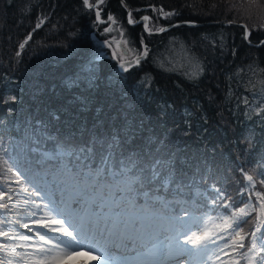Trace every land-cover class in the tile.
Masks as SVG:
<instances>
[{
  "label": "trees",
  "instance_id": "1",
  "mask_svg": "<svg viewBox=\"0 0 264 264\" xmlns=\"http://www.w3.org/2000/svg\"><path fill=\"white\" fill-rule=\"evenodd\" d=\"M127 2L133 19L148 14L152 29L177 20L206 23L183 22L149 35L142 23L128 24L120 0L99 5L104 23L82 0H0V169L7 162L21 171V184L42 170L59 177L74 172L98 193L116 195L115 204L167 211L175 197L200 210L210 206L215 187L242 205L248 198L237 196L247 184L241 169L264 179V112L258 114L264 108V0ZM153 6L176 14L165 18ZM109 15L115 23L106 33ZM229 20L235 23H223ZM121 32L134 54L142 40L149 49L127 72L106 56L104 43ZM95 57L97 76L89 85L82 67ZM118 130L133 134L114 151L82 152ZM169 154L179 160L182 192L174 185L161 189L159 181L128 187L141 168ZM129 158L137 164L131 171ZM21 184L11 182L14 189ZM255 190L264 192V186L257 182ZM157 194L168 196L167 205L154 200ZM243 227L242 235L252 230Z\"/></svg>",
  "mask_w": 264,
  "mask_h": 264
},
{
  "label": "snow or ice",
  "instance_id": "2",
  "mask_svg": "<svg viewBox=\"0 0 264 264\" xmlns=\"http://www.w3.org/2000/svg\"><path fill=\"white\" fill-rule=\"evenodd\" d=\"M82 3L89 10L95 11L99 23L105 22L100 19L99 10V5L103 4L104 0H96V3L91 0H82ZM153 10L158 11L165 18L176 14L174 10L165 12L162 7L156 9L153 6ZM150 19L145 15L140 21H136L129 11L127 22L128 24L143 23L145 31L151 35L153 29L145 23ZM108 21L115 23L111 15L108 16ZM42 23V20L37 22L35 28L41 27ZM229 23H235V21ZM243 27V38L248 40L251 32L246 25ZM112 30L111 27L104 29L106 33ZM155 30L166 31L164 27ZM120 35L124 51L117 55L114 50L112 55L119 60L120 69L127 72L132 66L139 65L142 59L148 57L149 49L142 40L141 49L136 52L133 59L127 60L125 52L132 54L133 49L128 47L127 40H123V32ZM30 39L31 33L23 43L18 45L17 57L20 56ZM113 41H115V37H113ZM104 43L109 48L113 47V43L109 41ZM260 45H264V41H261ZM116 48L120 49L121 43H116ZM97 59L98 57L89 60L82 67V74L89 85L95 84ZM202 71L203 69L199 68L197 74ZM70 83L75 84L77 81L73 80ZM11 99L15 100V97ZM243 103L246 106L249 104L246 97L243 98ZM260 112H264V108H259L258 114ZM132 134L131 131L125 134L118 130L117 133L111 134L109 139L97 140L82 149V152L89 154L94 150L99 153L112 152L120 144L126 142L128 136ZM109 158L102 156V160L105 161ZM128 167L130 171L137 167L136 161L129 158ZM241 172L247 184L243 190L237 191V195L241 197L247 195L248 199L247 202L242 201L243 206L239 207L238 212L222 217L218 216L215 219L210 216L197 217L187 203L181 206L173 197V203L176 206L171 208L166 221V226L172 229L173 234L170 235L167 230L162 231L158 240L147 249L146 254L156 258L159 264H164L165 261L178 256H187L190 259L199 258L198 264H211L213 257L219 260V254H228L225 250L230 249L232 253H237L236 257H232L235 264H240V260H245L247 264H264V255H262L264 253V192L255 190L257 182L264 186V179L255 181L253 175L244 169H241ZM178 176L179 160H172L171 154H169L167 158L157 157L150 161L147 167L141 168L139 174L129 179L128 187L143 183L152 185L153 182L159 181L161 189L174 185L177 192L180 193L183 191V187ZM12 181L21 184L22 181H25V177L21 171L5 162V167L0 169V264H13L14 260L16 264H67L69 261L72 264H112L110 258L97 254V250L89 247L85 242V229L89 234L93 229L90 218L83 215H78L75 218L70 216V212L74 211L72 204H79V200L73 201L65 198V193L70 190L75 191L78 187L74 172L70 175L54 177L52 180L54 191L51 194L31 178L15 189L11 186ZM212 191L215 192V196L209 198L207 203L226 210L234 207V199L230 194L215 187ZM21 193L24 195H20ZM253 195L255 203L252 202ZM5 196H7L6 200ZM9 213L13 214L15 218H12ZM254 213L255 216H253ZM185 217L190 219L186 221ZM249 217H252V220H249ZM70 219L72 222L68 223ZM216 220H220L226 227L216 224ZM245 224H251L252 230L241 235L244 232ZM25 229L27 232L23 231ZM96 235L100 237L105 247L109 245L112 248L131 247L133 251H136V245L141 238L140 234L134 231L129 232L119 224L114 226L112 232L107 228L103 230L97 228ZM236 237H239L238 241ZM246 240L247 244H245ZM17 249H32V251H18Z\"/></svg>",
  "mask_w": 264,
  "mask_h": 264
},
{
  "label": "rangeland",
  "instance_id": "3",
  "mask_svg": "<svg viewBox=\"0 0 264 264\" xmlns=\"http://www.w3.org/2000/svg\"><path fill=\"white\" fill-rule=\"evenodd\" d=\"M198 22H200V21H198ZM109 23H111L110 27L112 28L113 23L110 21H109ZM109 23H108V25H109ZM110 42L113 43V47L112 48L108 47L109 51L106 52V56L111 55L112 58H114L112 55L114 50L117 52V55H119L121 51H124L122 39H119V40L115 39V41H113V37H112ZM118 42L121 43L120 49L116 48V43H118ZM127 55H129V54L126 53L125 57ZM133 55H135V54L132 53L129 57H131ZM114 59L118 60L117 58H114ZM52 164L56 165V163H52ZM47 168H49V167H47ZM68 168H69V166L66 169H68ZM43 173H45V174H43ZM46 173H49V174L51 173V174L48 175ZM54 177H59V176H56L54 174L53 170L52 171L42 170L38 173H35V175L33 176V179L36 180L35 182L39 181V185H41L42 187H44V188H45V186L49 187L51 189L49 191V193L51 194L54 191L53 185H52V180ZM81 180L82 179L76 178V183L81 184V182H82ZM246 183H247V181H246ZM79 188H82V189H79ZM79 188L75 192L70 191L71 195H69L68 192L65 193V198L72 199L73 201L79 200V204H77V203L72 204V209L74 210V211L70 212V216L72 218H75L78 215L87 216L90 218L91 222L94 225L97 223V225L99 227V225L102 224V223L101 224L99 223L100 220L102 219V217L99 215H102V216L106 215V216H108V220L104 221L103 224H105L104 227H109L108 230L113 231L114 227L112 228V226L115 223L116 224L120 223L121 225H123L126 229L130 230L131 232L134 231V232L140 234L141 237L142 236L144 237V233H143V230H142V232H140L139 230L141 227H143L147 223L146 225H150V226H152L151 228L156 229L157 235H158L157 240L160 237V233L162 231L167 230L170 235L173 233L172 229L168 228L166 226L167 214L171 210L156 211V210H158L159 207L156 209L150 210L149 208H145L143 206H140L139 204H134L132 202L123 201V200H121V202H117V204L112 203V202L109 203L107 200L109 197H107V195L110 196L113 193L107 192V193H98V194L94 195V193L92 192V191H94L93 188L90 189V188L85 187L83 185ZM77 193H80V194L77 195ZM144 193L146 194L147 190H145ZM167 198H168V196H164L163 194H161V195L157 194L154 196V200L162 202L165 205H167V202H168ZM35 199L38 200V198H35ZM225 202H227V201H225ZM188 206H189V208L192 207L191 205H188ZM242 206H243V204L242 205L241 204L234 205V207L232 209L226 210L224 208L214 207V206L210 205V206H206L200 210H194V209H190V210L197 217H202L203 215H205L204 217L210 216V217L215 219L218 216L222 217V216L229 215L230 213H233V212H238L239 207H242ZM149 211H154V212H149ZM147 213L149 216H147L146 217L147 219H146L145 216ZM72 214H73V216H72ZM94 215H96L98 217L96 218V217H94ZM158 216L159 217L161 216V220H158L157 224H155L154 220H155V218L157 219ZM58 218H60V217H58ZM135 218H137V220H135ZM189 219H190L189 217H185L186 221ZM71 222H72V220L70 219L68 221V223H71ZM220 222H221L220 220H216V224L219 225ZM33 227H34V225H33ZM70 230H72V229L70 228ZM56 235H57V238L59 239L58 234H56ZM241 235H242V233H241ZM97 238L100 239L99 236H97ZM142 238H140V241H142ZM236 239L238 241L239 237H236ZM17 250L18 251H32V249H17ZM225 252L228 254L220 253L219 254L220 259L216 260L215 258H213V261L211 262V264H235L232 257H236L237 253H232L230 249H226ZM109 258L112 259L113 264H117V263L119 264V262H120V258L116 254L113 257L111 256V254H109ZM13 264H16L15 260L13 261ZM67 264H72V262L69 261V262H67ZM240 264H247V262L245 260H240Z\"/></svg>",
  "mask_w": 264,
  "mask_h": 264
},
{
  "label": "bare ground",
  "instance_id": "4",
  "mask_svg": "<svg viewBox=\"0 0 264 264\" xmlns=\"http://www.w3.org/2000/svg\"><path fill=\"white\" fill-rule=\"evenodd\" d=\"M228 21H226V22H223L224 24H229V23H227ZM239 23H241V22H239ZM242 26V25H241ZM168 31V30H167ZM128 46H129V44H128ZM138 51V50H137ZM119 61V60H118ZM37 184H39V181L38 182H36ZM245 187V186H244ZM45 189L46 190H48V191H50L51 189L49 188V187H46L45 186ZM80 193H77V195H79ZM238 196V195H237ZM254 198V197H253ZM237 201V200H236ZM235 202V201H234ZM237 204V203H236ZM237 208V207H236ZM234 210V209H233ZM232 211V210H231ZM225 214V213H224ZM72 216H73V214H72ZM75 216V215H74ZM99 216H101L102 217V219L100 220V224L101 225H99V228H101L102 229V227L105 225V224H103V222L104 221H107L108 220V216H106V215H104V216H102V215H99ZM149 216V215H148ZM205 215H203L202 217H204ZM207 216V215H206ZM94 217H98V216H96V215H94ZM147 217V215L145 216V218ZM208 217V216H207ZM139 218V217H138ZM147 219V218H146ZM135 220H137V218H135ZM147 221V220H146ZM147 224V223H146ZM144 225L143 227H141L140 228V232H142V230H144V240H143V242L142 243H138V244H142V246L143 247H145V248H150V247H148V245L150 244H152L153 242H156V240H157V237H158V235H157V231H156V229L155 228H151V226L150 225ZM92 225H94L93 223H92ZM115 225H118V224H114L113 225V227L115 226ZM119 225H121L120 223H119ZM219 225H221L222 227H226V225H224V224H222V222H220L219 223ZM95 226H97L98 227V225H97V223L95 224ZM252 229V228H251ZM250 232V231H249ZM173 234V233H172ZM171 234V235H172ZM85 242L89 245V246H91V247H93L94 249H96L98 252H99V254H101L102 256H106L107 255V253L109 252V251H113L114 249H117V248H112L111 247V245H109V246H107V247H105L103 244H101V245H97L95 242H94V240H91V239H86L85 238ZM174 242V241H173ZM186 247H190V246H186ZM146 252H147V250H146ZM146 252L145 253H141V254H139V257H143V258H145V257H148V255L146 254ZM118 256H124L125 255V252H119L118 254H117ZM182 257V258H181ZM214 258V257H213ZM149 259L150 258H145V263H147L148 261H149ZM178 262H179V264H198V262H199V258H194V259H190L189 257H187V256H178V257H175V258H173L172 260H169V261H165V263H167V264H178Z\"/></svg>",
  "mask_w": 264,
  "mask_h": 264
},
{
  "label": "water",
  "instance_id": "5",
  "mask_svg": "<svg viewBox=\"0 0 264 264\" xmlns=\"http://www.w3.org/2000/svg\"><path fill=\"white\" fill-rule=\"evenodd\" d=\"M120 1L125 5V7H126V9H127V12H126V19L128 20V12L131 11V7H130V5L128 4L127 0H120ZM93 3H96V0H95ZM99 10H100V8H99ZM143 16H145V15L142 14V15H140L138 18H136L135 20H136V21H140V20L142 19ZM100 19L104 21L103 18L100 17ZM230 21H232V20H229L227 23H229ZM183 22H186V23H189V24H202V23H206V22H198V21H193V20H188V21L177 20V21H174V22H170V23L164 24V25L161 26V27H164V28L167 30L168 28L172 27L173 25H176V24H179V23H183ZM137 23H140V22H137ZM137 23H135V24H137ZM145 23H147V22H145ZM241 23H242V22H241ZM132 25H134V24H132ZM110 26H111V23H109L108 28H109ZM142 26H143V28H144L143 23H142ZM144 30H145V29H144ZM147 33H148V32H147ZM153 33H160V32H158V31H156L155 29H153L152 34H153ZM117 39L119 40V39H121V38H117ZM248 40H249V38H248ZM105 41H109V38H107ZM109 42H110V41H109ZM133 58H134V55L131 56V57L125 58V59H127V60H131V59H133ZM118 65H119V63H118Z\"/></svg>",
  "mask_w": 264,
  "mask_h": 264
}]
</instances>
